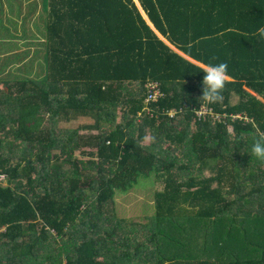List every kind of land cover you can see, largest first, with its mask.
Wrapping results in <instances>:
<instances>
[{"label": "trees", "instance_id": "obj_1", "mask_svg": "<svg viewBox=\"0 0 264 264\" xmlns=\"http://www.w3.org/2000/svg\"><path fill=\"white\" fill-rule=\"evenodd\" d=\"M137 1L157 33L135 0H48L46 78L0 80V264H264V0ZM141 177L144 226L116 213Z\"/></svg>", "mask_w": 264, "mask_h": 264}, {"label": "rangeland", "instance_id": "obj_2", "mask_svg": "<svg viewBox=\"0 0 264 264\" xmlns=\"http://www.w3.org/2000/svg\"><path fill=\"white\" fill-rule=\"evenodd\" d=\"M12 3L14 9L10 11L15 12L16 15L3 17L1 7L5 4V0H0V80L15 81L17 78L25 77L43 80L46 78L48 70L46 52L44 51L48 0H36L34 2L39 15L38 28H36L37 30L34 34L28 29L31 24H26L20 18L23 8L30 9V2L12 0ZM23 29H26V31H23ZM35 40L39 41L36 42ZM28 42L36 47V50L28 51L26 54L25 52H19L20 46ZM87 122L92 124V120L79 119L66 124L65 127L76 128ZM149 140L148 137L146 143H149ZM76 156L80 157L79 152L76 153ZM0 179L4 180L5 177L1 176ZM161 190H163V183L156 180L155 177H141L130 192L117 197L116 213L118 218L144 226L148 219L156 214L155 195ZM238 227L239 230L242 229L241 224Z\"/></svg>", "mask_w": 264, "mask_h": 264}, {"label": "clouds", "instance_id": "obj_3", "mask_svg": "<svg viewBox=\"0 0 264 264\" xmlns=\"http://www.w3.org/2000/svg\"><path fill=\"white\" fill-rule=\"evenodd\" d=\"M260 31L264 33V28ZM227 68L224 62L209 63L200 71L203 73L201 99L210 103H217L223 99L222 90L229 78ZM250 156L264 160V135L257 137L251 144Z\"/></svg>", "mask_w": 264, "mask_h": 264}, {"label": "crops", "instance_id": "obj_4", "mask_svg": "<svg viewBox=\"0 0 264 264\" xmlns=\"http://www.w3.org/2000/svg\"><path fill=\"white\" fill-rule=\"evenodd\" d=\"M24 1H26V3H28L29 0H24ZM37 1H39V0H37ZM135 1H136L137 5L139 6V8H140V10L142 12V15H143L144 19L146 20L147 24L155 31L153 25L149 21L148 17L145 15V12L141 9V6H140L139 2L137 0H135ZM31 2L33 4L31 3L30 9L23 8L22 15H20V18L24 19L25 21L27 20L28 23L31 24V27L28 28V29H29V31H31L34 34L36 32V30H37L36 28H38L37 26H38V23H39V19H38V16L39 15H38L37 6L34 4V2H36V0H31ZM38 3H40V2H38ZM42 3L44 4V2H42ZM11 9H14L13 3L12 4H7L5 2V4H3L2 7H1V10H2V13H3L2 16L3 17H6L7 15H14L15 16L16 13L13 12V11H10ZM48 11H49V7L47 9V16H46V20H45V22H46L45 23L46 24V29H45L46 30V36H45V40H44L45 48H47L48 41H49V31H48V28H47V24H48ZM0 18H1V16H0ZM28 23H26V24H28ZM23 31H26V29H23ZM160 38L162 39V37H160ZM35 41L38 42L39 40H35ZM30 44L31 43L28 42L27 44H23L22 46H20L19 52H25V53H27L28 51H32V50L35 51L36 50V47H34L33 45H30ZM171 48L174 51L176 50L173 47H171ZM83 125H86V124H83Z\"/></svg>", "mask_w": 264, "mask_h": 264}, {"label": "built area", "instance_id": "obj_5", "mask_svg": "<svg viewBox=\"0 0 264 264\" xmlns=\"http://www.w3.org/2000/svg\"><path fill=\"white\" fill-rule=\"evenodd\" d=\"M162 96V91L160 90V85L157 82H150L147 84V97H146V103L150 102H156L159 100V98ZM171 113V112H170ZM208 109L206 106H203L202 108L197 111V115L204 116L205 114H208ZM173 115V113H171ZM220 119V117H217Z\"/></svg>", "mask_w": 264, "mask_h": 264}, {"label": "water", "instance_id": "obj_6", "mask_svg": "<svg viewBox=\"0 0 264 264\" xmlns=\"http://www.w3.org/2000/svg\"><path fill=\"white\" fill-rule=\"evenodd\" d=\"M175 52H176V53H179V52H178V51H176V50H175ZM179 54H180V53H179ZM181 55H182V54H181ZM182 56H183V55H182ZM183 57H184V56H183ZM190 61H191L192 63L196 64V65H200V66H202L201 64H199V63H196L195 61H192V60H190Z\"/></svg>", "mask_w": 264, "mask_h": 264}]
</instances>
